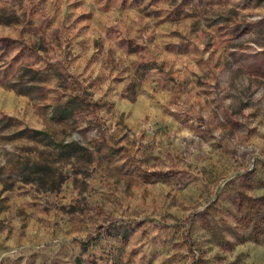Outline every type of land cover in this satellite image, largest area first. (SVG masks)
Instances as JSON below:
<instances>
[{"label": "rangeland", "instance_id": "374dc122", "mask_svg": "<svg viewBox=\"0 0 264 264\" xmlns=\"http://www.w3.org/2000/svg\"><path fill=\"white\" fill-rule=\"evenodd\" d=\"M0 264H264V0H0Z\"/></svg>", "mask_w": 264, "mask_h": 264}]
</instances>
